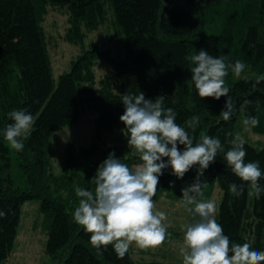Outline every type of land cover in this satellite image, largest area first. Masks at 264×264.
Masks as SVG:
<instances>
[{"label":"trees","instance_id":"trees-1","mask_svg":"<svg viewBox=\"0 0 264 264\" xmlns=\"http://www.w3.org/2000/svg\"><path fill=\"white\" fill-rule=\"evenodd\" d=\"M49 6L69 9L71 34L78 40L84 38L83 26L90 31L99 28L109 8L123 37V55L115 58L92 44L89 51L85 50L73 62L72 69L56 80L44 28ZM70 40L74 38L71 36ZM201 49L225 57L226 63L240 60L246 65L244 70L252 72L248 78L234 80L229 69L225 77L236 108L228 121L220 115L227 98L218 101L201 98L191 80L193 65L186 57ZM99 60L114 67L120 93L115 92L108 78L98 85L95 64ZM261 77H264V0H0L3 169L11 168L10 148L4 138L6 126L13 123L9 113L26 109L34 117L31 135L24 141V149L17 151L30 188H14L10 177L0 176V211L6 213L0 218V264L14 250L22 207L31 201L41 202V211L52 223L46 250L60 264H137L130 248L123 257L111 244L97 251L90 243V234L73 218L80 199L75 189L80 187L94 193L93 178L109 154L102 153L97 144L89 148L70 144L65 173L56 176L51 172L54 134L77 124L88 109L99 114V132L116 128L126 131L120 120L125 112L122 95L142 92L150 100L164 96L163 107L176 112V123L185 128L194 144L208 135L219 139L226 153L232 146L230 141L237 133L240 117H256L259 124L254 129L263 130ZM241 106H245L243 111ZM193 116L199 118L195 131L188 127ZM178 148L183 151L184 146ZM245 151V163L259 162L262 172L259 183L264 186V147L258 149L246 142ZM117 158L132 169L142 163L139 158ZM164 159L167 162L168 158ZM198 168L196 165L188 172L196 177ZM204 174L219 183L223 191L218 224L230 243H250L253 249L264 251V193L259 199L249 196L247 184L227 165L224 153L217 154ZM173 175L171 167L163 170L153 201L171 190ZM232 183L244 184L241 196L229 191ZM247 234L253 235V240Z\"/></svg>","mask_w":264,"mask_h":264},{"label":"clouds","instance_id":"clouds-1","mask_svg":"<svg viewBox=\"0 0 264 264\" xmlns=\"http://www.w3.org/2000/svg\"><path fill=\"white\" fill-rule=\"evenodd\" d=\"M186 59L193 65L191 80L198 95L217 101L226 97L220 115L225 121L230 120L236 108L225 77L229 75V69L235 76H240L246 65L240 60L234 64L226 63L225 57L210 55L204 49ZM122 102L125 112L120 120L129 134V147L142 163L132 169L114 152L110 153L93 178L94 193L80 187L75 189L80 199L73 218L90 234L92 246L100 251L111 244L120 257L133 243L142 249L162 246L169 234L163 223L167 216L155 210L153 201L159 177L164 169L171 167L173 174L182 180L190 169L199 165L195 181L181 190L182 202L194 206L187 210L200 217L199 221L186 226L184 246L180 249L183 264H264V251L253 249L250 243H230L215 219V202L200 199L204 186L201 177L218 153H224L227 165L247 184L249 196L255 195L259 199L264 193V186L259 183L262 178L259 162L245 163L244 137L236 133L230 141L231 148L225 153L220 140L208 135L201 136L194 144L185 128L176 123V112L163 107L164 96L150 100L142 92L138 95L126 93L122 95ZM248 103L246 101L245 105ZM9 117L13 123L6 126L4 138L11 149L22 151L24 141L31 135L34 117L26 109L14 110ZM198 123L199 118L193 116L188 127L195 131ZM243 123L245 131H249L258 126L259 120L247 116ZM178 145L184 146L183 151ZM164 158H168L167 162ZM229 191L239 197L244 193V184L232 183ZM5 216L6 213L0 211V218Z\"/></svg>","mask_w":264,"mask_h":264},{"label":"rangeland","instance_id":"rangeland-1","mask_svg":"<svg viewBox=\"0 0 264 264\" xmlns=\"http://www.w3.org/2000/svg\"><path fill=\"white\" fill-rule=\"evenodd\" d=\"M70 18L71 14L67 7L49 6L44 28L47 34L53 74L56 80L64 73L69 72L73 62L85 50L90 49L92 44L108 51L115 58L123 55V37L114 22L113 14L109 8L106 18L99 28L90 31L86 27H82L83 40L75 39L71 34L72 24L70 23ZM71 36L74 40H70ZM79 41H82L81 44ZM95 74L98 85L100 81L108 78L110 82L112 80L111 83L115 92H120L118 81L116 82V72L112 64L104 60L97 61ZM251 74L252 72L246 69L238 77L234 74L233 78L234 80H240L248 78ZM98 117L99 114L97 112L87 110L77 124L62 128L54 134L51 142V172L53 174L63 175L65 173L67 148L70 144L86 148L97 144L104 154L114 152L116 157L139 158L134 149L129 147V135L126 131L121 128L99 132L97 127ZM243 121V117L238 119L236 123L237 133H240L245 141L255 148L262 149L264 147V120L262 121L263 130L260 129L262 127L256 129L253 127L249 131H245ZM7 145L10 148L8 142ZM10 159L11 168L8 171L3 169L4 162L0 159V176L10 177L14 183V188L28 190L30 185L20 167L21 162L17 151L11 148ZM195 179L196 177H193L191 173H186L182 180L173 175L171 190L163 193L158 200L154 201L155 210L164 212L167 216L163 223L169 235L162 246L155 248L142 249L134 243L131 244L129 248L132 250L131 254L137 264H183L180 249L184 246L186 226L199 221L200 217L187 210L188 207L194 206H186L182 202L181 190L190 186ZM201 182L204 183V186L202 188L203 196L200 199L215 202V219L218 223L223 191L206 174L201 177ZM49 229L50 220L41 211V202L31 201L25 203L22 207L21 223L14 250L4 264H60L59 261L50 257L46 251ZM170 245L172 246L170 247Z\"/></svg>","mask_w":264,"mask_h":264},{"label":"bare ground","instance_id":"bare-ground-1","mask_svg":"<svg viewBox=\"0 0 264 264\" xmlns=\"http://www.w3.org/2000/svg\"><path fill=\"white\" fill-rule=\"evenodd\" d=\"M114 32H115V30H114ZM115 34H116V32H115ZM73 39V38H72ZM71 42V41H70ZM81 42L82 41H79V43L81 44ZM72 43L74 44V42L72 41ZM84 43V42H83ZM94 47H96V46H94ZM98 48V47H97ZM93 49V48H92ZM100 49V48H99ZM119 49V48H118ZM89 51V50H88ZM104 51V50H103ZM119 51H120V49H119ZM83 56V55H82ZM79 59V58H78ZM95 66H96V64H95ZM72 69V68H71ZM53 71V70H52ZM113 73H114V71H113ZM115 77V76H114ZM111 82H112V80H111ZM116 82H117V80H116ZM115 85V84H114ZM117 85V84H116ZM120 93V92H119ZM86 111V110H85ZM88 111H89V109H88ZM92 110H90V112H91ZM99 118L100 117H98V120H99ZM81 120V119H80ZM98 123H99V121H98ZM98 125V124H97ZM119 128V127H118ZM117 129V128H116ZM101 132H102V130H101ZM250 145V144H249ZM84 148V147H83ZM66 156H67V154H66ZM133 159V158H132ZM189 173V172H188ZM57 176V175H56ZM8 179H9V177H8ZM219 184V183H218ZM221 187V186H220ZM165 192V191H164ZM162 193V192H161ZM252 198H253V196H252ZM224 199V198H223ZM155 201H156V199H154ZM222 205V204H221ZM220 205V206H221ZM221 210V209H220ZM220 215V214H219ZM252 220V219H251ZM50 224H52V223H50ZM51 227V226H50ZM50 230V229H49ZM50 232V231H49ZM264 233V232H263ZM250 234V233H249ZM50 235V234H49ZM248 235V234H247ZM246 235V236H247ZM248 236H250L251 237V239H252V237H253V235L251 236V235H248ZM255 236V235H254ZM255 238V237H254ZM49 239H50V236H49ZM253 240V239H252ZM48 243V242H47ZM177 243V242H176ZM167 246V245H166ZM172 245H170V247H171ZM46 248H47V246H46ZM47 251V250H46ZM130 251H132V250H130ZM132 253V252H131ZM132 255V254H131ZM173 257V256H172ZM132 258H133V256H132ZM172 260V259H171ZM135 261V260H134ZM150 263V262H149Z\"/></svg>","mask_w":264,"mask_h":264}]
</instances>
